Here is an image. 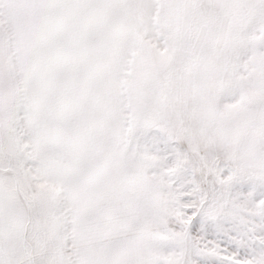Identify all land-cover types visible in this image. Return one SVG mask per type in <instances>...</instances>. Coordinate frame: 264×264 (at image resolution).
<instances>
[{"label":"snow or ice","instance_id":"6c2138e0","mask_svg":"<svg viewBox=\"0 0 264 264\" xmlns=\"http://www.w3.org/2000/svg\"><path fill=\"white\" fill-rule=\"evenodd\" d=\"M0 264H264V0H0Z\"/></svg>","mask_w":264,"mask_h":264}]
</instances>
